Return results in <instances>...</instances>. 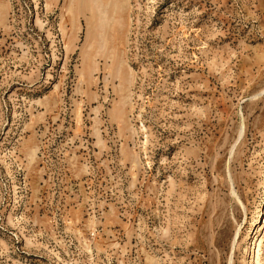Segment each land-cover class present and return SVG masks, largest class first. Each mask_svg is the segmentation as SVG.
Wrapping results in <instances>:
<instances>
[{
	"label": "rangeland",
	"instance_id": "374dc122",
	"mask_svg": "<svg viewBox=\"0 0 264 264\" xmlns=\"http://www.w3.org/2000/svg\"><path fill=\"white\" fill-rule=\"evenodd\" d=\"M0 264H264V0H0Z\"/></svg>",
	"mask_w": 264,
	"mask_h": 264
},
{
	"label": "bare ground",
	"instance_id": "6f19581e",
	"mask_svg": "<svg viewBox=\"0 0 264 264\" xmlns=\"http://www.w3.org/2000/svg\"><path fill=\"white\" fill-rule=\"evenodd\" d=\"M90 1H92V0H90ZM89 2V1H88ZM96 4V3H95Z\"/></svg>",
	"mask_w": 264,
	"mask_h": 264
}]
</instances>
